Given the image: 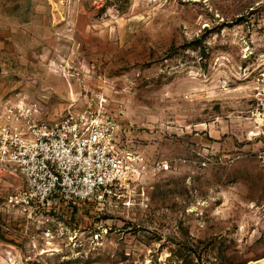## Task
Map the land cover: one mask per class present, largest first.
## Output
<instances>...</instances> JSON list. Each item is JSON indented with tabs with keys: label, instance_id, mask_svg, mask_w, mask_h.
I'll return each instance as SVG.
<instances>
[{
	"label": "rangeland",
	"instance_id": "1",
	"mask_svg": "<svg viewBox=\"0 0 264 264\" xmlns=\"http://www.w3.org/2000/svg\"><path fill=\"white\" fill-rule=\"evenodd\" d=\"M263 70L264 0H0V101L100 110L147 167L36 212L0 166V264H264Z\"/></svg>",
	"mask_w": 264,
	"mask_h": 264
},
{
	"label": "built area",
	"instance_id": "2",
	"mask_svg": "<svg viewBox=\"0 0 264 264\" xmlns=\"http://www.w3.org/2000/svg\"><path fill=\"white\" fill-rule=\"evenodd\" d=\"M252 119L264 127V70L253 80ZM116 145V125L101 111L71 115L65 121L42 120L38 104L22 94L0 101V166L24 182L10 197L14 206L41 211L51 200L85 202L101 191L123 185L135 172L136 159ZM264 171V151L259 155ZM147 172L146 165H138ZM168 163L154 171L165 172Z\"/></svg>",
	"mask_w": 264,
	"mask_h": 264
}]
</instances>
